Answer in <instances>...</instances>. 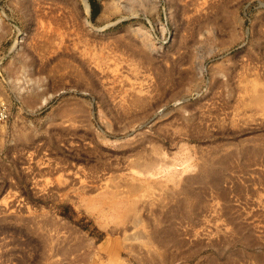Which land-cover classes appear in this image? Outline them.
I'll return each instance as SVG.
<instances>
[{
  "label": "rangeland",
  "instance_id": "374dc122",
  "mask_svg": "<svg viewBox=\"0 0 264 264\" xmlns=\"http://www.w3.org/2000/svg\"><path fill=\"white\" fill-rule=\"evenodd\" d=\"M0 113V264H264V0H0Z\"/></svg>",
  "mask_w": 264,
  "mask_h": 264
},
{
  "label": "bare ground",
  "instance_id": "6f19581e",
  "mask_svg": "<svg viewBox=\"0 0 264 264\" xmlns=\"http://www.w3.org/2000/svg\"><path fill=\"white\" fill-rule=\"evenodd\" d=\"M87 7H88V6H87ZM87 12H89V9L87 10ZM85 24L88 26V24H89V19H88V18H86ZM23 39H24V36L20 35V36L18 37V40H17L15 46H16V47L19 46L20 43L23 41Z\"/></svg>",
  "mask_w": 264,
  "mask_h": 264
},
{
  "label": "built area",
  "instance_id": "2783aa9c",
  "mask_svg": "<svg viewBox=\"0 0 264 264\" xmlns=\"http://www.w3.org/2000/svg\"><path fill=\"white\" fill-rule=\"evenodd\" d=\"M0 115H2V114L0 113Z\"/></svg>",
  "mask_w": 264,
  "mask_h": 264
}]
</instances>
